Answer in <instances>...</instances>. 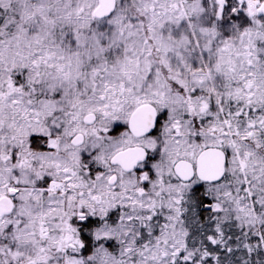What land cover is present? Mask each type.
<instances>
[{"label":"snow or ice","instance_id":"obj_1","mask_svg":"<svg viewBox=\"0 0 264 264\" xmlns=\"http://www.w3.org/2000/svg\"><path fill=\"white\" fill-rule=\"evenodd\" d=\"M0 264H264V0H0Z\"/></svg>","mask_w":264,"mask_h":264}]
</instances>
